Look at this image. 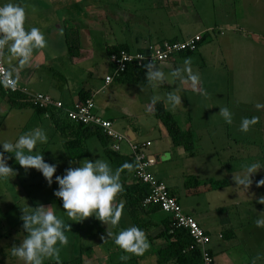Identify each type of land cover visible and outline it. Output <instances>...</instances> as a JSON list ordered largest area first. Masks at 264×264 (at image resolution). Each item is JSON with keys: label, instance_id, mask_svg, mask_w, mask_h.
Instances as JSON below:
<instances>
[{"label": "crops", "instance_id": "1", "mask_svg": "<svg viewBox=\"0 0 264 264\" xmlns=\"http://www.w3.org/2000/svg\"><path fill=\"white\" fill-rule=\"evenodd\" d=\"M187 1L189 0H121V5H119L118 0H12L26 9L25 29L39 28L44 34L46 47L34 50L27 65H21L18 58L11 55L5 48L2 61L16 84L28 93L50 96L67 108H73L81 103L83 96L85 99H92L94 113L110 121L114 131L122 134L132 143H150L146 155L156 158V161L159 154L150 151V148L153 147L151 140L149 138L140 139L142 136H151L155 130H158L165 138L163 139L165 143L169 138L160 122L153 115L151 97L157 94L163 97L166 92L173 89H179L181 93H191L193 89L188 84H182L170 78L153 86L146 80L144 74H135L132 71L127 72L123 79L105 84L104 78L109 76L112 71L108 62L107 49L122 46L134 52L142 50L151 43L183 41L191 37L188 35L178 36L180 29L177 27V19L190 22L191 6ZM2 2H7V0H0V3ZM216 3L217 0H213L214 7ZM187 5H189V10ZM254 5L258 12V18L264 19V0H254ZM198 16L200 18V15ZM206 27L211 28V26ZM207 32H214V30L206 28L205 33ZM256 32L258 33V31ZM260 33L264 35V30ZM67 35L71 37L76 35L78 52L75 55L69 51L70 44ZM201 44L190 55H180L169 63H159L156 66L167 76L170 71L183 65L184 58H191V69L193 71L201 70L198 62L203 60L202 55L199 54V59L192 56L199 51ZM103 65H106L107 68L102 72L103 77L100 78L99 72ZM261 74L264 78V64L261 66ZM200 83L203 86L201 77ZM8 100L7 90L0 84V141L14 142L19 135L40 127L46 131L48 142L53 134L58 135V145L62 149L63 160L66 153L65 141L68 138L55 128L53 120L47 114L34 112L30 106H26L23 102L18 104V107L10 108ZM186 101L185 96L181 106L174 109L165 102H161L176 120L179 111L183 112L189 107ZM201 101L200 98L199 105H201ZM249 105L253 106V104ZM142 112L151 114L152 121L158 124L153 125V128L146 127L145 119L141 117ZM258 113L264 114L263 109ZM63 122L71 127L67 120H63ZM256 127L258 130L261 127L264 128L262 125H256ZM180 128L193 131L190 127ZM87 142L85 143L86 147H88ZM123 144L126 150L121 152L122 144H120L119 153L129 155L130 150L127 143ZM38 146L39 144L36 146L37 149ZM55 152L50 149L47 154L44 153L51 157ZM4 155L6 156V153ZM86 158H91L89 150ZM82 159L73 160V162L79 163ZM88 160L91 161L93 158ZM9 162L12 165L11 161ZM111 167L115 168L112 164ZM225 180L228 181V184L224 190H227L217 193L223 197V201L220 202V199H216L218 203L214 204L203 199L202 194L187 192L177 186H167L173 196L178 199L183 211L194 217L199 227L209 236L210 241L207 248L213 258V264H253V262L260 264L264 260V247L259 245L264 243V226H257V219L253 218L252 221L246 215L244 217V213L238 214L237 209L244 204L243 210L252 212L253 208V211H259V215L262 216L264 215V204L252 199H245L244 195L250 196L251 191L241 190L235 184H231L228 179L225 178ZM129 182L135 183L131 177ZM258 188L254 186L253 190ZM232 193V201L224 200L225 197L231 198ZM227 203L236 205V220L224 215L223 209ZM241 215L243 219H241ZM145 219L154 221L155 226L151 232L157 231L152 236L153 239H147L150 247L143 255L139 256L125 253L122 249L115 247L118 251L123 252L121 256L128 255L130 257L126 262L119 260V264H129L130 260H136L139 264H156V254L167 246L170 239L166 235L170 234L169 232L164 233V227L168 216L157 211ZM110 225L111 223L102 224L105 230H109ZM144 233L148 238L150 232ZM161 235L164 238H161ZM91 243L85 248H95L94 259H100L102 264H107L106 261L109 260L106 258L107 253H101V249L97 247L98 243L92 241ZM83 261L82 257L81 264ZM168 264H173V262Z\"/></svg>", "mask_w": 264, "mask_h": 264}, {"label": "rangeland", "instance_id": "2", "mask_svg": "<svg viewBox=\"0 0 264 264\" xmlns=\"http://www.w3.org/2000/svg\"><path fill=\"white\" fill-rule=\"evenodd\" d=\"M118 1L121 5V0ZM187 2L191 6L190 22L177 19V27L180 29L178 36L200 34L203 37L201 48L192 56L199 59V54L202 55L203 60L198 62L201 70L195 69L194 72L199 74L202 87L207 90L206 97L199 94L198 88L191 93L180 92L181 102L186 96L189 107L183 112L179 111L176 121L180 127L192 128L195 137L193 155L187 154L181 147H173L170 140L165 143L163 141L165 138L158 130H155L151 136H142L140 140L149 138L153 143L150 151L159 154L158 160L149 164V171L155 177L160 178L170 187L177 186L187 192L202 194L203 199L214 204L218 203L216 199L223 201V197L217 193L227 189H210L208 185L205 187L203 183L206 180L210 182L226 178L231 184H235L232 177L241 173L242 166L256 161L264 164V128L258 130L256 127V125L264 126V114L258 113L260 110L255 107L257 103L264 104V78L261 74V66L264 64V35L260 33L264 30V19L258 18L254 0H217L215 7L213 0ZM187 6L189 10V5ZM206 28L213 29L214 32L205 33ZM106 68V65L100 68V78L103 77L102 72ZM200 98L201 105L198 104ZM225 106L233 113V122L230 125L226 124L218 114L219 108ZM151 116L149 113H141L148 128L158 124L152 121ZM252 116L258 117V123L247 133L240 132L241 119ZM57 136L53 134L49 142L39 145L34 151V153L42 152L45 162L57 164L51 185L45 181L41 173L34 169L21 168L15 162L14 156L6 153L7 164L16 175L11 177L9 182L0 181V236L8 234V237L2 236L0 239V264H23L11 255L9 249L13 245H18L25 235L20 219L21 210L26 206L35 208L37 205L51 207L55 214L69 225L70 231L66 233L68 244L60 247L59 264H68V261L79 255L84 258L82 264H102L100 259H94L95 248H85L92 244L91 241L98 243L97 247L101 249V253H107L106 258L109 259L106 261L107 264H119L123 252L116 249L120 248L114 244L113 236L132 226L128 212L124 208L119 223L111 224L109 230L103 229L104 223L94 217L73 222L65 214L62 201L54 196V192L58 190L55 177L62 176L69 166H78L79 163H73V160L78 161L79 158L72 159L71 154L66 150L62 160V149L58 145ZM87 141L91 158L86 159H101L109 163L98 139L91 137ZM121 144V152H123L126 148L123 143ZM50 149L57 152L48 157L46 154ZM113 169L116 170L114 167ZM251 179L252 184L248 188L251 194L244 195L245 199L264 204V185L253 190L257 182L264 179V168L258 170ZM232 197L233 193L231 198L225 197L224 200L230 202ZM121 202L123 200L118 197L113 201L114 205ZM243 209L244 204L237 209L238 214L244 213V217L246 215L252 221L253 218L264 220V215H259V211H253L252 208V212H247ZM223 210L224 215L236 220V205L227 203ZM240 217L243 219L242 215ZM151 231L147 239H153L152 236L157 233ZM107 233H111L112 236L108 238ZM160 237L164 238L162 235ZM259 245L264 247V243ZM44 262L57 263L54 259H45ZM128 262L139 264L138 261ZM260 264H264V260Z\"/></svg>", "mask_w": 264, "mask_h": 264}, {"label": "clouds", "instance_id": "3", "mask_svg": "<svg viewBox=\"0 0 264 264\" xmlns=\"http://www.w3.org/2000/svg\"><path fill=\"white\" fill-rule=\"evenodd\" d=\"M26 9L12 0L0 3V50L7 51L18 58L21 65H27L34 50L46 47L44 34L37 27L25 29ZM145 78L153 86L159 85L170 78L182 84H188L193 90L199 91L201 96H207L206 90L200 85V76L191 69V58H184L183 65L170 71L167 76L151 60L144 64ZM199 86V87H198ZM179 89L168 91L162 97L153 95L151 105L165 102L170 108L181 106ZM257 110L264 109V104L257 103ZM218 114L226 124H232L233 113L229 107L219 108ZM258 123V117H243L240 121L239 131L247 133ZM48 136L43 128L37 127L19 135L14 142L0 141V181L7 180L16 175L8 166L4 153L14 156L15 162L23 169H34L41 173L45 181L51 185L57 164L44 161L42 152H35L36 146L46 144ZM75 163V161L73 162ZM133 163L125 162L113 171L110 164L101 159H84L76 167L69 166L62 176L55 177L58 190L54 196L62 201L65 214L73 222H81L88 217L117 225L123 214V202L114 205L117 195L124 191L120 180L122 170L132 171ZM264 168L259 161L242 166L241 173L232 177L235 185L241 190H248L252 184L251 177L258 170ZM264 185V179L257 182V187ZM242 186V188H241ZM20 217L24 230V238L18 245L9 250L23 264H44L45 259H54L59 264L60 247L68 244L66 233L70 231L68 223L55 214L51 207L37 205L35 208L25 207ZM257 226H264V220L258 219ZM108 238L112 236L107 233ZM103 239V237H102ZM113 242L125 253L143 255L150 247L144 231L137 226H129L113 236ZM130 257L123 255L122 262ZM255 264V262H253Z\"/></svg>", "mask_w": 264, "mask_h": 264}, {"label": "trees", "instance_id": "4", "mask_svg": "<svg viewBox=\"0 0 264 264\" xmlns=\"http://www.w3.org/2000/svg\"><path fill=\"white\" fill-rule=\"evenodd\" d=\"M75 36L71 37L70 35H67V39L70 44L69 51L72 55H75L78 52V45H77V40ZM202 39L203 37L201 36V41H199L197 49L199 45L202 43ZM164 42H176V40L164 41ZM119 51L132 52L126 47L116 46V47H109L107 49V55H110L112 53L117 54ZM194 52H189V51L181 52L173 56L168 62H164V63H169L174 58L180 55H190ZM129 71H132L135 74L138 73L140 75H143V74L145 75L146 70L144 69V67L137 68V67L129 66L127 70L123 72L122 74H120L119 77L116 78L115 80L123 79L125 75H127L126 73ZM144 81H145L144 83H146V80ZM7 95L9 98L8 101L10 103V108H13L14 106L18 107V104H21V102H23L25 103L26 106H30V108L33 109L34 112H37L38 114H47L53 120L55 128L58 131H60V133L63 134L66 138H68L65 141V147H66L67 153L71 154L72 159L86 158L88 156V149L85 143L89 138L95 137L100 142L109 162L112 165H114L116 169H118L125 162L133 163L134 168L132 171L122 170L120 173V180L123 185L124 191L122 194L117 195V197L123 200L124 208L128 212L132 225L137 226L138 228L142 229L144 232H149L152 230V228L155 226L154 225L155 222L150 219L146 220L145 217L147 216L150 217V215H152L153 213H156L157 211H160V212L162 211L159 209V207L154 206V205H149L147 207L142 206L143 200L150 193L148 185L143 184V183H137L135 181H134L135 183L129 182L130 177L133 178V173L135 170V160L131 153L129 155H122L119 153V150L113 151L110 148V144L112 143L110 139L105 137L97 129L93 130L90 127H86V126L71 122L62 109H57V108L50 107V106L43 107V108L34 106L32 102H30L29 99H27L25 95L19 92L10 93L7 90ZM85 100H86L85 96H83L81 98V101L83 102ZM153 115L160 122L161 126L164 128L166 135L168 136L170 140L171 145L175 148L181 147L184 150V152H186L187 154L193 155L192 151L194 149V143H195V139H194L195 137L193 133L189 129H181L178 126L174 116L165 109L162 102H158L157 104L153 106ZM63 120H67L69 124L71 125V127L66 125L63 122ZM70 131L73 133H71ZM148 172H150L149 168H148ZM227 184H228V181L225 179L215 180V181L213 180L210 182L206 180V182L203 183L204 186L208 185L210 189L224 188L225 186H227ZM168 190L170 192V195L173 196L172 192L170 191V188H168ZM170 230H172V233H169L170 235L168 236L166 235V237L170 240L167 243V246L156 254V264H168L170 262H173V264H201V254L199 250L194 249V248L190 249L191 238L189 237L187 231H185L184 229L172 228L170 217L168 216V219L166 220V224L164 227V233L167 234ZM2 236L8 237V234L5 233L1 235L0 239L2 238ZM130 261H133V260H130ZM81 262H82V256L79 255L71 259L67 263L68 264H81ZM44 264H57V263L47 262Z\"/></svg>", "mask_w": 264, "mask_h": 264}, {"label": "built area", "instance_id": "5", "mask_svg": "<svg viewBox=\"0 0 264 264\" xmlns=\"http://www.w3.org/2000/svg\"><path fill=\"white\" fill-rule=\"evenodd\" d=\"M200 35L187 38L184 41L163 42L148 44L142 50L134 52L119 51L117 54L108 55V62L111 65L112 72L104 78L105 84L111 83L125 72L129 66L141 68L150 60L156 65L168 62L173 56L181 52H194L197 50ZM3 50H0V84L10 93L19 92L27 97L34 106L40 108L54 107L62 109L71 122L99 130L112 143L110 148L118 151L121 143H127L130 153L135 160V170L133 180L137 183H143L149 186L150 193L143 200L142 206L154 205L170 217L171 227L184 229L191 238L190 249H198L201 254V264H213V258L208 250L209 236L199 227L194 217L184 213L178 199L170 195L167 185L158 180L151 172H148L149 161L145 151L150 143H132L125 136L116 132L112 128L110 121L94 113V103L92 99H86L73 108L64 107V105L50 96L40 93H28L25 89L19 87L12 76L8 73L2 61ZM172 233V230L169 231Z\"/></svg>", "mask_w": 264, "mask_h": 264}, {"label": "water", "instance_id": "6", "mask_svg": "<svg viewBox=\"0 0 264 264\" xmlns=\"http://www.w3.org/2000/svg\"><path fill=\"white\" fill-rule=\"evenodd\" d=\"M148 158V161H149V163H153L154 161H155V159L153 158V157H151V156H149V157H147Z\"/></svg>", "mask_w": 264, "mask_h": 264}]
</instances>
